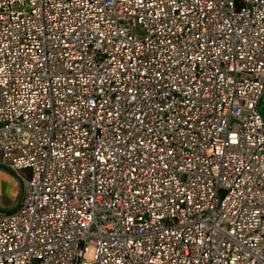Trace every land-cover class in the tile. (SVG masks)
Wrapping results in <instances>:
<instances>
[{"label": "built area", "instance_id": "obj_1", "mask_svg": "<svg viewBox=\"0 0 264 264\" xmlns=\"http://www.w3.org/2000/svg\"><path fill=\"white\" fill-rule=\"evenodd\" d=\"M263 88L264 0H0V264H264Z\"/></svg>", "mask_w": 264, "mask_h": 264}, {"label": "crops", "instance_id": "obj_2", "mask_svg": "<svg viewBox=\"0 0 264 264\" xmlns=\"http://www.w3.org/2000/svg\"><path fill=\"white\" fill-rule=\"evenodd\" d=\"M257 109L259 113L262 116L263 122H264V88L262 90V93L257 101ZM6 174H12L8 169L4 168L3 166L0 165V207L4 209H9L11 208L17 199V193H14L12 196L8 194L7 186H6V181L3 178V175ZM16 175V174H15ZM17 176V175H16ZM17 183L15 184V190L18 192L20 191V181L17 176ZM19 194V193H18Z\"/></svg>", "mask_w": 264, "mask_h": 264}, {"label": "rangeland", "instance_id": "obj_3", "mask_svg": "<svg viewBox=\"0 0 264 264\" xmlns=\"http://www.w3.org/2000/svg\"><path fill=\"white\" fill-rule=\"evenodd\" d=\"M21 172L25 175H28V169H22ZM3 178L6 181V186H7L6 190H8V194L12 196L14 193H17L16 195L18 196L19 193L18 190L17 191L15 190V184L18 181L17 176L15 174L14 175L4 174Z\"/></svg>", "mask_w": 264, "mask_h": 264}, {"label": "water", "instance_id": "obj_4", "mask_svg": "<svg viewBox=\"0 0 264 264\" xmlns=\"http://www.w3.org/2000/svg\"><path fill=\"white\" fill-rule=\"evenodd\" d=\"M20 190H21V184H20ZM19 195H20V191H19V194H18V197H17V199H16V202H15V204H17V202H18ZM15 204H14V205H15ZM14 205H13V206H14ZM13 206H12V207H13Z\"/></svg>", "mask_w": 264, "mask_h": 264}]
</instances>
